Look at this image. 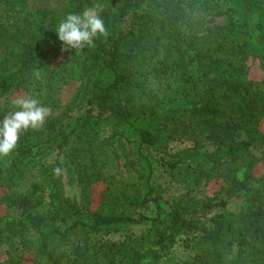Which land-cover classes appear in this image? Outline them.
Masks as SVG:
<instances>
[{
  "label": "trees",
  "instance_id": "trees-1",
  "mask_svg": "<svg viewBox=\"0 0 264 264\" xmlns=\"http://www.w3.org/2000/svg\"><path fill=\"white\" fill-rule=\"evenodd\" d=\"M26 1L0 0V44L13 47L0 96L19 87L52 107L61 86L75 81L87 84L96 110L47 118L43 130L21 134L16 150L0 158V264H264V172L253 175L264 167V0H71L52 17L44 9L27 12ZM195 5L227 7L233 18L205 34L184 32L192 25L186 10ZM93 7L108 35L63 52L58 25ZM249 61L258 64L260 80L250 78ZM169 72L167 92L147 85L150 75ZM112 137L130 146L129 180L112 171ZM185 139L192 146L165 164L183 193L163 211L143 149L165 153ZM56 151L76 173L79 202L58 195L53 169L60 165L43 164ZM34 167L40 185L16 191ZM212 183L218 189L208 193ZM240 193L241 209L228 210ZM150 206L154 214L136 219ZM213 209L207 226L200 219ZM13 210L19 219H9ZM143 221L150 229L137 236L131 226ZM17 227L29 235L15 240ZM117 234L122 239L58 250L73 235Z\"/></svg>",
  "mask_w": 264,
  "mask_h": 264
},
{
  "label": "rangeland",
  "instance_id": "rangeland-1",
  "mask_svg": "<svg viewBox=\"0 0 264 264\" xmlns=\"http://www.w3.org/2000/svg\"><path fill=\"white\" fill-rule=\"evenodd\" d=\"M71 0H27L25 4V10L27 12H33L37 9H44L49 12V16H60L64 13V11L69 6ZM219 9V10H218ZM187 11V18L189 19L192 25L188 26L187 29L182 27V29L193 30L197 34H205L211 28L216 26H224L228 24L230 19L233 18V14L227 11V7L215 8L213 6H201L195 5L192 8H189ZM1 42V40H0ZM3 42V41H2ZM13 47L0 44V72L8 65V61L12 58L11 54L13 52ZM250 62V78L260 80L262 78V71L260 70L257 63L253 61ZM172 79L170 77V72L163 77H153L149 76L148 84L150 88L154 89L160 95L163 92H167L168 88L171 86ZM23 93L26 94L21 88L16 87L11 90L9 93L0 96V99H4L8 101V104L4 107H0V120L3 119L4 115L8 110H11L12 104L11 99L17 94ZM58 104L56 106H47L50 109V115L48 118L55 117H71L78 116L84 114L87 110L93 109L94 105L90 103V95L88 93L87 84L81 82L70 81L67 84L61 86V88L57 92ZM46 106V105H44ZM260 129L262 133H264V120L261 123ZM112 147L117 153V162L115 163L117 168L116 170H112L118 176V178H122L124 180H129L130 177L134 173L135 165H134V157L131 154L130 146L125 139L120 137H112L111 139ZM192 146V142L189 140H178L171 142L167 148V152L158 153L151 148L145 147L143 152L147 155L152 162V175L150 179V183L157 187L160 191V200L158 201V206L163 211H168L171 209L172 205L176 202V200L183 193V188L181 185L171 182L170 178L165 171V164L168 161H171L174 158V155L188 147ZM205 149L210 150L211 145L208 143H204ZM58 163L62 169V174L60 175L59 181V191L58 195L66 197L72 201H80V186L77 182V176L74 172L72 165L69 162V159L64 155L63 151L54 152L49 158L44 160V165H50ZM264 172V167L259 164L253 170V175L255 177H260ZM241 177V176H239ZM42 177L38 173V167H34L31 169V172L27 174V177L20 183L17 187L16 191H24L31 184L40 185ZM218 183H212L207 191L208 193H212L218 189ZM103 190V185L98 183L94 187L93 193V205L96 206L100 199V193ZM244 202V196L240 193L239 196L234 198L228 207L232 212H238ZM39 211H44L45 207L41 206L38 208ZM4 210L0 209V213L3 214ZM218 209H213L209 214H207L204 218H201L200 221L209 224L207 221L216 213ZM155 213L154 206H150L147 210H138L135 214L136 219H140L141 217L146 218ZM21 217L20 210H13L9 214V219H19ZM4 223V221H3ZM2 223V226H4ZM149 223L147 221H143L140 224L131 226V231L135 235H140L147 230H149ZM5 235L8 232L4 233ZM29 234L25 233L18 227L14 229V239H22ZM122 239L121 235H97L93 237H81V236H71L68 242L64 245H59L58 250L62 249L67 252L71 251L76 245H98L99 242L103 241H118ZM2 258V257H0Z\"/></svg>",
  "mask_w": 264,
  "mask_h": 264
},
{
  "label": "clouds",
  "instance_id": "clouds-1",
  "mask_svg": "<svg viewBox=\"0 0 264 264\" xmlns=\"http://www.w3.org/2000/svg\"><path fill=\"white\" fill-rule=\"evenodd\" d=\"M57 35L62 43V51L69 49L83 50L94 46L96 37H106L107 28L96 7L87 8L82 14H68L58 25ZM8 101L0 99V107ZM12 108L0 120V158L10 156L17 148L21 134L44 129L50 109L31 95L17 93L11 99ZM55 176L62 174V169H53Z\"/></svg>",
  "mask_w": 264,
  "mask_h": 264
}]
</instances>
